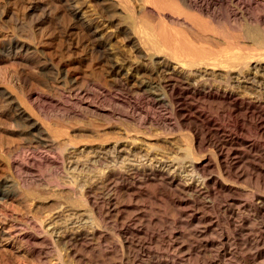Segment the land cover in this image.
I'll return each instance as SVG.
<instances>
[{
    "label": "bare ground",
    "instance_id": "1",
    "mask_svg": "<svg viewBox=\"0 0 264 264\" xmlns=\"http://www.w3.org/2000/svg\"><path fill=\"white\" fill-rule=\"evenodd\" d=\"M14 5L0 0V121L9 137L0 155V202L33 186L24 177L45 163L46 184L29 185L25 197L43 214L50 205L59 210H46L45 220L34 214V227L0 221V248L47 246L56 264L82 262L93 240L108 244L99 226L108 229L109 218L125 211L118 195H147L155 204L162 195L194 246L183 251L155 230L163 246L152 250L146 227L158 224L151 219L157 212L129 220L126 211L130 223L114 224L127 253L117 263L107 257L111 264H194L191 257L206 250L213 253L207 264H264V0H44L38 14L20 13L22 6L16 13ZM28 19L44 20L59 40L61 65L36 70L51 74L54 103L16 91L18 55H31ZM50 117L66 125H50ZM11 136L35 150L14 154ZM136 140L154 142L143 152L131 146ZM245 183L255 187L249 199H242ZM111 241L115 256L124 248Z\"/></svg>",
    "mask_w": 264,
    "mask_h": 264
},
{
    "label": "rangeland",
    "instance_id": "2",
    "mask_svg": "<svg viewBox=\"0 0 264 264\" xmlns=\"http://www.w3.org/2000/svg\"><path fill=\"white\" fill-rule=\"evenodd\" d=\"M18 1V2H17ZM44 1V0H43ZM43 1L42 0H13V2H14V9H15V12L16 13H23V12H36L37 14H38V12L40 11V9H42V4H43ZM15 2H17V3H15ZM21 2V3H20ZM20 3V4H19ZM22 4V5H21ZM36 4H38L37 6L38 7H36V8H34V6H36ZM18 5V6H17ZM23 8H22V7ZM17 7V8H16ZM18 7L21 9L22 8V10L24 9H26L25 11L23 10V11H21V10H19L18 9ZM40 8V9H39ZM17 9H18V11H17ZM31 21H34L33 23L31 22ZM36 21V22H35ZM43 22V23H42ZM30 23V24H29ZM32 23V24H31ZM40 23H41V25H40ZM43 24H44V26H43ZM31 25V26H30ZM25 26H27V27H25ZM25 26H23L24 28H23V32H24V35H26V38L27 37H29V35H30V37L32 38V40H31V38L29 37V39L27 40L26 39V42L28 43V45H29V50H28V52H30L31 53V55L29 54V53H27L26 55H24L25 57V59L22 57V54L21 55H18V62H19V64H22V65H19L18 63V65H17V71H16V81H17V84H16V91L17 92H19V95H21V93H25V92H27V93H31V97H32V100H41V101H45V102H50V100L52 101L51 103H54V102H56V96L57 95H59V94H57V93H59V91L54 87H52V88H50L51 86H52V82H51V74H49V73H47L45 70H44V73H42V74H38L37 72H36V70H37V68H38V66H42V65H49V66H60L61 65V62H62V57L59 55V52H60V49H58L57 50V45H59L58 43H59V40H58V37H57V35H53V34H51L50 33V31L48 30V29H46L47 28V26H46V22L44 23V20L43 21H40V20H35V19H33V20H30V19H28V23H27V25H25ZM37 26H39V27H41V28H38ZM46 26V27H45ZM37 27V28H36ZM45 29H44V28ZM26 28H28V29H26ZM31 30H30V29ZM34 29V31H33V29ZM25 29V30H24ZM37 29V30H36ZM41 29V30H40ZM42 29H43V31H42ZM27 30V31H26ZM26 31V32H25ZM28 31H29V33H28ZM31 31V32H30ZM33 31V32H32ZM36 31V32H35ZM40 31V32H39ZM46 31H49V32H46ZM39 32V33H38ZM46 33V36H44V34ZM32 35H31V34ZM38 33V34H37ZM40 33L42 34V33H44V34H42V35H40ZM28 34V35H27ZM35 35V39L33 38V36ZM50 34L52 35V36H50ZM38 35V36H37ZM39 35L41 36V38L39 37ZM47 35H48V38H47ZM37 36V37H36ZM54 36V37H53ZM38 37H39V39H38ZM55 38L57 39V40H55ZM54 41H53V40ZM35 40V41H34ZM41 41V42H40ZM58 43H57V42ZM39 42V43H38ZM58 52V53H57ZM29 54V55H28ZM42 56V57H41ZM20 57V58H19ZM27 57V58H26ZM30 57H32V58H30ZM38 57H40V58H38ZM22 58H23V60H22ZM27 59V60H26ZM29 59V60H28ZM32 59V60H31ZM38 59V60H37ZM41 60H42V62H41ZM37 61H39V62H37ZM44 61V62H43ZM21 62V63H20ZM40 62H41V64H40ZM23 63H25V64H23ZM25 65H28V66H25ZM23 66V67H22ZM31 67V69L32 70H30L29 68ZM26 68V69H25ZM26 70H29V72L28 71H26ZM27 72V73H26ZM53 77V76H52ZM48 85H50V86H48ZM54 86V85H53ZM47 87H49V88H47ZM50 89V90H49ZM53 89V90H52ZM55 89V90H54ZM57 93H56V92ZM21 92V93H20ZM55 92V93H54ZM18 94V93H17ZM55 98V99H54ZM57 98H58V96H57ZM44 102V103H45ZM54 110V108H49V110ZM50 118H52V117H50ZM50 118H48V119H46L47 121H48V124L50 123V125H54V123L55 122H58L59 123V125L60 124H62V123H64L63 125H61V127L62 126H65L66 125V120L64 121V119H57L56 117V119H54V117L52 118V119H50ZM77 119V118H76ZM89 119H91V117H89ZM2 120H4V119H2ZM72 120H74V122L72 121ZM70 122H73V123H75L76 122V120H75V118L74 119H72ZM84 120V121H83ZM88 120V118L87 119H78L77 121L78 122H76V123H79L80 121L81 122H85V121H87ZM42 121V120H41ZM49 121H51V122H49ZM61 121V122H60ZM62 121H64V122H62ZM44 122H46L45 120H44ZM67 122H68V119H67ZM4 127H3V125L1 124V121H0V155H4L5 154V151H7L8 152V149H7V147H6V138H9L7 135H5L4 134ZM73 133H79V132H77V131H73ZM11 138V140L13 141V143H14V147L12 148V149H14V154L16 153V155H18L20 152V154L18 155V156H21V154L22 153H27L28 155H30L31 154V152H33L34 150H35V148H34V146H26V145H23L21 142H20V140L17 138V137H14V136H11L10 137ZM135 142H136V144H135ZM138 141L136 140V141H132L131 142V146H133V144H135L134 145V147L135 146H139V147H141V146H143L141 149H143L142 151L143 152H145V151H147L145 148L148 146L147 144H152L154 141H143V143H141V142H138ZM12 143V142H11ZM142 144V145H141ZM23 146V148H21L22 146ZM147 145V146H146ZM20 146V148H18ZM26 146V147H25ZM6 147V148H5ZM145 147V148H144ZM16 148H18L19 150H15ZM31 151V149H32V151L30 152L28 149ZM147 149H149V148H147ZM160 149L161 150H159L158 152H160V153H162V151H163V149H165L164 151H163V153L164 152H168L170 149H167V147L166 148H162V147H160ZM20 150H22V151H20ZM145 150V151H144ZM173 150H174V148H173ZM24 151V152H23ZM2 152V153H1ZM18 153V154H17ZM37 165V166H36ZM32 169V171H30L29 173H27V175H26V177H24V178H26V180L27 181H32L31 182V184L33 183V186L32 185H28L29 186V189H30V187H35L37 184H39V185H37L36 187H35V189L37 190L38 188H42L43 186H44V184H46V181L44 180L46 177L48 178V176H46V174L48 173V168L46 167V164L44 163L43 165H41V164H36ZM41 166V167H40ZM37 167V168H36ZM38 167L39 168H41L40 169V171L42 170V169H46L45 171H43V172H45V174L41 171V174H40V171L38 170ZM43 167V168H42ZM45 167V168H44ZM36 168V169H35ZM38 170V171H37ZM35 171V172H34ZM33 172V174H31ZM38 172V173H37ZM31 176H30V175ZM43 174V175H42ZM30 176V177H29ZM37 178H36V177ZM42 176H43V178H42ZM46 176V177H45ZM29 178V180H28V178ZM45 177V178H44ZM32 178V179H31ZM46 178V179H47ZM36 180V181H34V180ZM39 179V180H38ZM36 182V183H35ZM43 183V185H41L40 186V184L41 183ZM36 184V185H35ZM243 186H242V188H244L243 189V192H245L246 193V191H247V189H248V191L249 190H251V193L253 192L254 193V191H255V187H254V184H252V183H245V185L244 184H242ZM22 185H20V187H21ZM27 186V187H28ZM246 186H247V188H246ZM250 186L252 187V188H250ZM19 187V188H20ZM24 187V189H22ZM22 188H20V189H18V192L17 193H19V195L16 197V198H20L21 197V199L23 200V202L21 201V199H16L15 197H12V198H9V199H11L10 201H11V203H10V201H9V199H6V200H4L2 203L0 202V204H2V206H0V221H2V222H5L7 225L9 224V225H11L13 228H18V226L19 227H23V226H27V227H34L35 225H37L38 224V222H36V224L35 223H33V220H34V222L35 221H37L34 217L36 216L37 217V215L38 214H41V215H38V217L39 216H43L42 218H44V220L46 219V217H48L50 214H52L53 212H55V211H58L57 209H51V208H54V206L55 205H53V207H51L52 205H50V207L48 208L47 207V209L46 210H48V209H50V211L52 212V213H47V212H50V211H46V210H42V212L44 211V214L43 213H41V209H37L36 210V208H35V206L33 205V204H30V203H28V202H30L25 196L28 194V193H30L28 190V188L27 187H25V186H23ZM249 187V188H248ZM25 188H26V190H25ZM253 188H254V191H253ZM32 189V188H31ZM30 189V191H32ZM23 190V191H22ZM26 192H25V191ZM36 190H34V191H36ZM247 191V192H248ZM26 193L25 195H24V193ZM28 192V193H27ZM243 193L244 195L242 196V199H243V197L245 196V198H247V199H249V198H251L252 197V195L253 194H250V191L248 192V193ZM248 194V195H247ZM250 195V196H249ZM20 196V197H19ZM22 196H23V198H22ZM121 196V197H120ZM123 196V197H122ZM126 196V197H125ZM118 195V197H116L115 198V201H117L116 199H121V200H119L118 199V201L116 202L117 203V205L118 206H120V209L121 208H123V209H125V211L123 210H120V215H119V217L118 218H116V217H113V216H111L112 218H114V219H112L111 217L109 218V223H108V225L105 227V229L106 228H108V229H106V230H104L103 228H104V226H102V224L100 223L99 225H101L102 227H100L99 226V228H101V230L100 231H104V233H105V235H106V237H108L107 238V242H108V244L106 243V244H103V245H101V246H97L96 247V243H93L94 242V240H93V242L92 243H90V246H88L87 248H85V249H83L82 250V253H83V255L85 254V253H87V254H85V255H87V256H85L84 255V257L85 258H82V262L80 261V262H77V263H74V262H72V263H70L69 262V264H85L84 262H86V264L88 263V264H106V262H107V264H111V262L114 260L116 263L117 262H119V260H120V258H123L124 257V255L126 256V253H127V249H125L126 247H124L125 245H123L121 242H118L119 241V239H118V237L115 235L116 234V226H118L119 225V223H121V221L123 222V221H125L127 224L128 223H130V219H132V217L133 218H135L136 217V215L138 214H141V215H143L144 216V219H145V217H148V218H150V216H152L151 214H153L154 213V209H155V212H157V213H155V214H153V216L151 217V219L153 220V221H158V222H156V223H158V224H151V225H149V226H147L146 228H148V230H147V233H148V231H149V235H153L154 236V239L152 240V241H156V239L158 238L157 236H159L160 235V233H161V235H163V237H165V236H167L168 234L169 235H171V237H170V241L171 242H174L175 243V247L177 246L178 247V245L182 248V250L184 251V250H187V249H189L190 247L189 246H194V245H192L191 244V242L189 241V237H188V235H187V230H185L186 232L184 233V231H183V229H186V228H183L182 226H180L181 224H179V223H177V222H174L173 220H172V218L174 217L175 218V209H174V206L168 201V199H167V197H165V196H162V195H158L157 197H159V199L157 198H155V200H154V202H156V204L155 203H153V200L152 201H150V200H148L147 198H150V199H154V198H151V197H149V196H147V195H139L138 197H131V199L129 198V196H127V195ZM141 196H143L144 198H146V200H144V199H139V198H143V197H141ZM161 196V197H160ZM249 196V197H248ZM24 197H25V199H24ZM124 198V199H123ZM126 198H129V201H133L132 202V204L128 201V199H126ZM136 198V199H135ZM165 200H163V199ZM240 198V197H239ZM15 199V200H14ZM122 199L123 200H125V201H122ZM138 199V200H137ZM158 202H157V201ZM164 201L165 203H166V201H167V203H166V205L164 204V202H162L161 203V201ZM6 201H7V203H6ZM8 201H9V203H8ZM26 201V202H25ZM119 201H121L122 202V204L121 203H119L118 204V202ZM129 202V204H128V202ZM138 201H143V202H139L138 204H137V202ZM135 202V203H134ZM144 202H148V204H146L145 205V203ZM151 202V203H150ZM127 203V204H126ZM159 203V204H158ZM27 204H29V205H27ZM125 204H126V206H125ZM146 206V208L147 209H145L144 208V206ZM150 204H153L154 206H152V205H150ZM26 205V206H25ZM31 205H32V207H31ZM135 205V206H134ZM162 205H163V207H162ZM28 206L30 207V209H27L28 208ZM149 206H151L150 208H149ZM135 207V208H134ZM138 207H140V208H138ZM152 207H155V208H152ZM161 207L163 208L162 210H160L161 209ZM32 208H34V209H32ZM145 209V210H142V209ZM158 208H159V213H158ZM127 209V210H126ZM133 209V210H132ZM135 209V210H134ZM148 209H151V210H149V211H147ZM165 209V210H164ZM130 210V211H129ZM133 212H135L136 210V212L135 213H133L132 214V211ZM140 210V211H139ZM157 210V211H156ZM163 210H164V213L166 212V210H167V212H170V213H165L166 215H168L169 217H167V216H165V215H163L164 213H163ZM170 210V211H169ZM173 210V212L174 213H172L171 211ZM35 211V212H34ZM126 211H127V213H126ZM150 211H152V212H150ZM161 211H162V213H161ZM131 212V213H130ZM143 212H144V214L147 212V214H145V215H147V216H145L144 214H143ZM148 212H150V213H148ZM37 213V214H36ZM48 215V216H46L45 217V215L46 214ZM125 213H126V215L129 217V220H127L128 219V217L127 216H125ZM160 213H161V215L162 216H160ZM172 213V215H173V217H171L170 216V214ZM34 214H36L35 216H34ZM150 214V215H149ZM158 216H157V215ZM126 218V220H125V218L123 217V216ZM155 215V216H154ZM135 216V217H134ZM164 216V217H163ZM122 217V218H121ZM163 217L164 219H162V220H164V222H160V221H162L161 220V218ZM170 217H171V220H170ZM34 218V219H33ZM122 220H121V219ZM157 218H160V220H158ZM167 220H166V219ZM33 219V220H32ZM147 219V218H146ZM169 219V220H168ZM117 220H118V222H117ZM25 221H27V222H25ZM166 221V222H165ZM29 222V223H28ZM47 222V221H46ZM45 222V223H46ZM112 222V223H111ZM160 222V223H159ZM17 223V224H16ZM20 223H21V225H20ZM118 224V225H115V224ZM166 223H167V225H166ZM173 226V228L175 229H172L171 227L172 226H170V224ZM16 224V225H15ZM31 224H33V225H31ZM113 224V226H111V225ZM161 224V225H160ZM162 224H163V226H162ZM174 224V225H173ZM177 224V225H176ZM156 225V226H155ZM159 225L161 226V227H159ZM111 227V228H109V227ZM176 226V227H175ZM179 226V227H178ZM114 227V228H113ZM156 227H158V228H156ZM183 228V229H181V228ZM151 228V229H150ZM110 229H112V231L114 232V234L112 235V231L110 230ZM158 229H160V230H158ZM166 229H168L167 231H166ZM177 229V230H176ZM181 229V230H180ZM110 232H109V231ZM152 230V231H151ZM155 230H157V231H159V232H157V231H155ZM170 230H171V232H170ZM174 230V231H173ZM180 230V231H179ZM154 231V232H153ZM163 233H162V232ZM166 231V232H165ZM182 231H183V233H182ZM174 234H173V233ZM180 232V233H179ZM108 233H109V235H108ZM150 233H152V234H150ZM167 233V234H166ZM157 236H156V235ZM173 234V235H172ZM181 234H182V236H181ZM186 236H184V235ZM159 236V238L161 239L162 238V236ZM174 235H175V237H174ZM111 236L112 237H114V236H116V237H114L113 239L115 240V241H113V239H111ZM177 236V237H176ZM180 236L182 237V238H180ZM158 238V244H160V245H158V244H156V242L154 243V242H150V245H151V249L152 250H154V251H156V252H162V246H163V244L160 242V239ZM178 238L180 239V240H183V239H185L184 240V242L182 241H180V240H178ZM110 239V240H109ZM171 239H174V240H171ZM112 240V241H111ZM118 240V241H117ZM176 240V241H175ZM110 241L112 242V244L114 243V245H118L117 246V248H118V250L120 249L121 250V248H124L123 250H119L120 251V253H118V252H114L115 253V256H113V253H111V251H110V246L111 245H109V244H111L110 243ZM117 241V242H116ZM187 243V244H186ZM92 244V245H91ZM123 246H122V245ZM178 244V245H177ZM191 244V245H190ZM149 245V246H150ZM155 245V246H154ZM156 245H158V247H156ZM184 245V246H183ZM106 246V247H105ZM109 246V247H108ZM121 246V247H120ZM154 246V247H153ZM183 246V247H182ZM28 247V249H26ZM93 247V248H92ZM96 247V248H95ZM98 247H100V248H98ZM104 247L105 248H107L106 250L104 249ZM120 247V248H119ZM153 247V248H152ZM160 247V248H159ZM186 247H188V248H186ZM30 248V249H29ZM42 249L40 250V252L38 251H35L36 252V254H35V252H31V245H26L25 246V248H24V246L23 247H17L16 249H9L8 247H6V248H0V264H56V262H55V260H54V258H55V255L53 254V251L52 250H50V248L49 247H47V246H43V247H41ZM104 250H102V249ZM156 250H155V249ZM5 249H9L8 251H6ZM21 249V250H20ZM25 249V250H24ZM90 249V250H89ZM95 249V250H94ZM99 249V250H98ZM200 249V248H199ZM4 250V251H3ZM17 250V251H16ZM28 250V251H27ZM30 250V251H29ZM87 250V251H86ZM91 250H92V252L94 253L95 252V254H92V252H91ZM94 250V251H93ZM98 250V251H97ZM158 250V251H157ZM13 252V254H11L12 252ZM26 251V252H25ZM105 252V253H103V252ZM44 252V253H43ZM52 252V253H51ZM88 252H89V254H88ZM108 252H109V254H108ZM122 252V253H121ZM123 252H125V253H123ZM209 251L208 250H206V251H204L203 253H201L200 254V256L201 257H203V258H201L200 256L199 257H191V260L193 261V263L194 264H207V260H210L211 259V257L210 256H212L213 255V253H208ZM27 253H29V254H27ZM32 253V254H31ZM100 253V254H99ZM102 253V254H101ZM169 253H171L170 251H169ZM204 253L207 255H204ZM27 254V255H26ZM43 254V255H42ZM45 254V255H44ZM105 254V255H104ZM209 254V255H208ZM210 254H212V255H210ZM97 255L99 256V258L97 257ZM102 255H103V259H104V256H106L105 257V259L103 260L102 258H101V260L99 261V259H100V257H102ZM34 256H36V257H34ZM91 256V257H90ZM93 256V257H92ZM109 256H111L110 258L112 259V261H111V259L109 258ZM122 256V257H121ZM87 257L90 259V260H92V262H89L88 261V259H87ZM98 259V262H97V259ZM109 258V260L111 261H109V260H107L108 258ZM113 257V258H112ZM161 257H163V255L161 256ZM205 257V258H204ZM95 258V259H94ZM114 258H116V259H114ZM196 259V260H195ZM64 260H65V262H64V264H68L67 262L69 261V259L67 258V259H65L64 258ZM68 260V261H67ZM85 260V261H84ZM95 260V261H94ZM103 260V261H102ZM107 260V261H106ZM117 260V261H116ZM191 260H189V263H192V261ZM200 260H202L203 262H201ZM67 261V262H66ZM104 261H106V262H104ZM191 261V262H190ZM54 262V263H53ZM97 262V263H96ZM108 262H110V263H108ZM197 262V263H196ZM121 264H129V263H127V262H122ZM247 264H250V262L248 263L247 262ZM252 264V263H251Z\"/></svg>",
    "mask_w": 264,
    "mask_h": 264
}]
</instances>
